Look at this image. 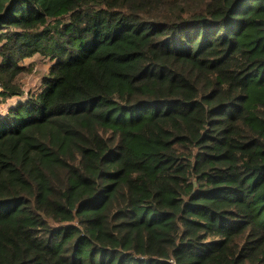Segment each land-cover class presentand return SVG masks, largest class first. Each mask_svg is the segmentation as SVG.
Here are the masks:
<instances>
[{
	"label": "trees",
	"instance_id": "obj_1",
	"mask_svg": "<svg viewBox=\"0 0 264 264\" xmlns=\"http://www.w3.org/2000/svg\"><path fill=\"white\" fill-rule=\"evenodd\" d=\"M0 264H264V0H0Z\"/></svg>",
	"mask_w": 264,
	"mask_h": 264
},
{
	"label": "rangeland",
	"instance_id": "obj_2",
	"mask_svg": "<svg viewBox=\"0 0 264 264\" xmlns=\"http://www.w3.org/2000/svg\"><path fill=\"white\" fill-rule=\"evenodd\" d=\"M1 60V57H0ZM24 67V71L14 80L13 84L17 85L13 95L3 96V89L0 85V113L4 114L8 107L16 103L22 96L28 93H36L42 86V77L47 73L49 66L52 64L49 58L39 54L25 56L19 62ZM22 99V98H21Z\"/></svg>",
	"mask_w": 264,
	"mask_h": 264
}]
</instances>
